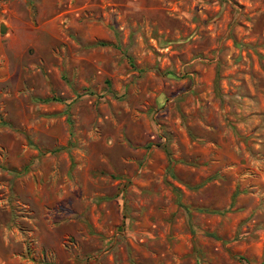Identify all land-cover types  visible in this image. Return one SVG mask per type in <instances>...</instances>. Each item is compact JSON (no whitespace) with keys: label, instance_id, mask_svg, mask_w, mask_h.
Segmentation results:
<instances>
[{"label":"rangeland","instance_id":"374dc122","mask_svg":"<svg viewBox=\"0 0 264 264\" xmlns=\"http://www.w3.org/2000/svg\"><path fill=\"white\" fill-rule=\"evenodd\" d=\"M0 264H264V0H0Z\"/></svg>","mask_w":264,"mask_h":264}]
</instances>
